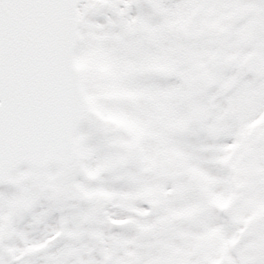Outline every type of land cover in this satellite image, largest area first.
I'll return each mask as SVG.
<instances>
[{
    "label": "snow or ice",
    "instance_id": "obj_1",
    "mask_svg": "<svg viewBox=\"0 0 264 264\" xmlns=\"http://www.w3.org/2000/svg\"><path fill=\"white\" fill-rule=\"evenodd\" d=\"M0 264H264V0H0Z\"/></svg>",
    "mask_w": 264,
    "mask_h": 264
}]
</instances>
